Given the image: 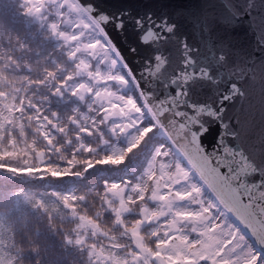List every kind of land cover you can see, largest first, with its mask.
I'll return each mask as SVG.
<instances>
[{
    "label": "snow or ice",
    "instance_id": "6c2138e0",
    "mask_svg": "<svg viewBox=\"0 0 264 264\" xmlns=\"http://www.w3.org/2000/svg\"><path fill=\"white\" fill-rule=\"evenodd\" d=\"M12 5L13 0H0V32L9 37L8 44H11V34L17 32L20 25ZM22 8L20 15L44 29L52 37L55 47L64 49L68 67L60 68L59 71L50 69V76L45 73L53 84L49 95L60 101L66 96L70 97L66 103L73 105L75 102L72 111L81 107L82 111L89 108L94 110L90 117L98 113V121L93 120L92 123L98 124L99 131L86 125L83 135L94 133L105 147L111 148L110 152L107 151L98 159L67 161V164H79L82 168V171L74 173L75 177H85L97 165L120 166L129 163L130 157L143 150L157 130L163 131L171 144L160 143L138 178L119 183L103 182L107 198L105 207H108V203L117 204L123 199V206L119 210L109 208L107 214L117 221L116 227L126 233L128 244L110 243L104 248L106 255L97 259V251L93 249L98 250L102 245L90 244L83 227L74 237H65L63 244L81 250L87 247L90 264H174V261L185 264V258H188V264H264V180L249 184L244 177L248 173L255 174L251 165L246 164L237 172L230 167L227 158L209 157L206 153H203L207 157L205 163L194 167L193 161L185 155L188 149L184 141L196 147L193 133L199 135L203 124L193 125L189 131L183 122L184 118L178 114L169 117L168 112L161 111L165 107L163 104H160L159 110L153 106L136 72L118 54L115 45L110 43L106 25L110 26L114 18L107 12L97 15L98 8L82 0H23ZM122 27V22L116 25L117 29ZM173 27L167 30L172 31ZM86 33H91L94 38L86 40ZM6 58L0 52V60ZM16 64H19L18 60ZM105 66L109 70L106 71ZM21 71L30 74L32 69L25 64ZM56 80H59L58 84ZM130 84L136 87L137 95L121 94L117 88V85L124 88ZM10 99L7 91L0 93V124H3L5 132L14 126L17 116L22 119L25 113L36 114L38 127L42 122L51 128L50 120L60 119L58 115L45 118L39 108L32 105H20L19 112H15L17 105L9 104ZM16 99L19 100V94ZM168 109L170 112L171 105H168ZM149 114L151 120L146 123ZM77 120H80L79 116L71 120L70 124L79 131ZM173 121L174 127L183 132L182 136L174 139L170 138L169 128ZM61 128L62 125L54 128L53 133H61ZM126 135L131 137L127 147L114 146L115 141ZM3 143L0 141V144ZM49 147L52 145L49 144ZM173 147L182 154L180 158L173 152ZM87 151L90 155L96 154L91 147H87ZM171 156L176 157L178 164L168 165ZM40 164L45 165L53 178L62 177L59 170L53 169L42 157L34 156V160H30L14 139L9 138L7 146L0 147V169L33 175ZM158 182L170 184L171 191L162 188L156 192ZM148 185H151V189L146 192ZM181 185L184 186L183 190H180ZM118 193H122V197ZM61 200L62 206L72 213L79 225L99 220V217L83 215L80 208L75 207L84 204V198L72 195L64 196ZM174 200H196L197 204L191 210L176 209L170 224L168 217L152 207L137 213L139 221L135 226L120 222L131 215L133 206L143 207L146 203L156 201L171 206ZM43 206V201L34 204L36 208ZM3 207L6 205L0 202V208ZM146 216L161 217L166 227L161 230L160 222L149 221ZM187 217L195 219L190 235L178 227ZM152 223L157 226L153 229V240L149 244L140 237ZM99 235H104L110 241L113 239L102 230L97 231ZM0 264H16V260L5 257L0 259ZM53 264H63V258L57 254Z\"/></svg>",
    "mask_w": 264,
    "mask_h": 264
},
{
    "label": "water",
    "instance_id": "95a60500",
    "mask_svg": "<svg viewBox=\"0 0 264 264\" xmlns=\"http://www.w3.org/2000/svg\"><path fill=\"white\" fill-rule=\"evenodd\" d=\"M82 2L114 18L106 25L110 43L153 106L184 118L189 131L203 124L193 133L196 147L184 141L194 167L205 163L206 153L227 158L237 172L251 165L249 184L264 180V0ZM174 124L173 139L183 135Z\"/></svg>",
    "mask_w": 264,
    "mask_h": 264
},
{
    "label": "rangeland",
    "instance_id": "374dc122",
    "mask_svg": "<svg viewBox=\"0 0 264 264\" xmlns=\"http://www.w3.org/2000/svg\"><path fill=\"white\" fill-rule=\"evenodd\" d=\"M22 4V0H13V13L18 18L20 25L18 31L11 34V44L7 43L9 37L0 32V48H2L4 56L7 57L6 59L0 60V92L15 91V94L11 96L10 104L15 103L17 105L16 109H20V105H32L38 107L40 113H45L47 117L58 115L59 112L68 110L66 106L68 104L66 102L71 98L66 96L62 102L50 96L49 94L53 90V84L48 76L51 75V72L49 71L50 69H56L59 71L60 68L68 67L64 55V49L59 48L58 50H55L53 47V43L55 42L52 37L44 29H41L38 24L26 16L20 15L23 11ZM91 38L94 37L90 36V33H86L85 39L87 40ZM17 60L19 61L18 65L16 64ZM25 64L31 67L32 72L30 74L21 71ZM45 73H48V76H46ZM56 83L58 84L59 80H56ZM127 87H130V91H134L137 95V89L134 85L130 84ZM117 88L118 90H121L126 87L120 88L119 85H117ZM17 94H19V98L21 96V102L19 100L17 101ZM124 95H127V93ZM79 110L81 109L64 114L67 117V120L64 123L65 126L61 128L62 134L57 133L56 140L51 139L52 147H49V140L40 138V134L36 132L38 130L36 129L32 118L33 113H25L22 119L17 116L16 123L12 127L13 134L0 133V141H4L3 144H0V147H6L9 138L14 139L18 142V146L24 149L25 154L30 160H34V156H40L44 161L50 163L53 169L59 170L62 175L61 178H53L43 164L38 165V170L34 171L33 175H21L11 173L5 169H0V202H3L6 207L9 204L7 192L9 191V186L12 182L32 180L36 181L35 183L62 184L71 177L77 178L74 175L75 172L73 169L82 171L79 164H67V161L98 159L96 157H91L87 150L79 151L82 147L80 145L82 142L76 134L75 129L72 128L70 124L71 119L75 120L73 115H77ZM90 111L93 112L94 110L91 108ZM98 118V113L91 115V117L89 116L88 119L85 118L92 127L96 128L95 131L99 130V126H95L92 121L97 120ZM150 120L151 117L148 116L145 122L148 123ZM50 123L54 124V120H50ZM52 128L54 129L58 127L54 124V127L52 125ZM162 133V131L157 130L151 136L152 142L150 144L152 145L155 139H161L162 143L171 146L170 141L164 138ZM96 142L97 138H93V146H96ZM69 147L75 152V156L71 155ZM173 152L177 155V158L180 157L174 147ZM171 157L176 158L175 156ZM144 159L145 157L139 156L134 161L140 160L143 162ZM17 163H20V161H17ZM171 165L173 164H170L169 166ZM99 166L114 172L109 174L105 173L104 170L99 171L95 169L97 174L93 173L94 171H90L85 177H80L83 179L88 177L96 178L97 190L81 188V197L85 199V203L75 206L80 208L83 215H87L90 218L99 217V220L95 223H92L90 220L83 225H79L70 211L69 220L67 222H59L57 219H51L46 214L31 217L30 223L27 227H22L20 233L21 237L19 236L22 240L23 249L28 257L25 260V264H41V258H43L44 261L42 264H53L57 254L63 258V264H90V253L87 250V247L81 250L76 247H67L63 244L65 237H74L79 233L81 227L84 228L85 234L88 235L90 244L99 245V243L108 240L104 235L97 236L98 230H102L103 233H109L111 237L117 238L119 242L123 244L129 243L126 233L122 231L121 228L116 227L117 221L107 214L109 208H112L114 211L119 210L122 207L123 199L117 204L108 203V207H105L107 198L104 195L103 182L109 181V179L115 176L119 170L116 166L112 165ZM65 169H67V171H65ZM123 172H120V176ZM8 179L15 180L10 181ZM158 184L159 182L155 189L156 192H158ZM168 188L171 191V185L168 186ZM150 189L151 185H148L147 191ZM180 190H183V187H180ZM117 195L122 197V193H118ZM175 201L181 204V209L185 210L194 209L197 204L196 200H188L184 202L178 200ZM187 202L190 203V206L187 205ZM144 207H155V209L159 210L163 216L168 217L169 224L172 219L170 214L173 215L175 213L173 203L169 206L156 201L154 203H146L143 207L133 206L132 209L134 208V211L131 212V215L126 216L124 220L120 222L126 226H135L139 221L137 213L142 212ZM124 210L129 211L127 208H124ZM189 218L190 217H187L182 220L178 227L182 228V224L186 223ZM146 219L149 221H162L159 216H146ZM97 225L99 226V229ZM153 226L156 227L157 225L155 223L150 224L143 236L140 237L141 239L147 240L149 244L152 242ZM160 226L161 230H164L166 227L163 221L160 223ZM184 227L187 226L184 224ZM89 229H91V231H89ZM93 237H95V239H93ZM93 251H97V259L105 256L101 253L100 249L97 250L94 248ZM42 253L44 255H42Z\"/></svg>",
    "mask_w": 264,
    "mask_h": 264
},
{
    "label": "trees",
    "instance_id": "16d2710c",
    "mask_svg": "<svg viewBox=\"0 0 264 264\" xmlns=\"http://www.w3.org/2000/svg\"><path fill=\"white\" fill-rule=\"evenodd\" d=\"M23 1V0H22ZM98 35V34H96ZM90 36H93L90 33ZM94 37V36H93ZM90 38V37H89ZM55 43H53V47L55 50H58L59 48L54 46ZM2 52V50H0ZM105 70H109L107 66H105ZM121 94L127 93V95H136L134 91H130V87H126L124 89L119 90ZM21 92V91H20ZM2 93V92H0ZM10 94V97L15 94V91H10L8 92ZM19 101L21 102V96L19 98ZM11 102V99L9 101V104ZM63 102V101H62ZM36 104V103H35ZM66 105V104H65ZM75 105V102H73V105H66L67 106V111L63 110V112H59L58 116L60 117L59 121L54 120V124L56 123L57 127H64L65 122L67 120L66 115H64L67 112L72 111L73 106ZM35 107V106H34ZM20 108V107H19ZM81 109V107H76L75 111ZM91 108L86 109V110H79L77 115H73L74 118L76 119L77 116L80 117V120H77V124L80 125L79 131L77 128L72 127L75 129L76 134L79 136L80 141L82 144H80L82 147L80 148L79 151L87 150V147H91L94 152L96 153L95 155H91V157H96L99 158L103 154H105L107 151H111V148L105 147L101 141L100 138L93 134H89L88 136L83 135V127L86 125H90L89 122H87L88 117L90 116V111ZM15 112H19V109H16ZM73 112V111H72ZM45 118H48L45 113L43 114ZM151 117V115L149 114ZM33 121L35 124V127L38 131L37 133L40 134V138H44L46 140L55 139L57 137V133H53V128H49L47 125L41 124L39 127L36 124V114L33 113ZM87 118V119H85ZM74 120V119H71ZM80 121H83V124H80ZM98 121V119H97ZM11 122V121H9ZM54 124L53 127H54ZM95 126L98 127V124H94ZM83 126V127H82ZM92 127V125H90ZM71 127V126H70ZM94 130L96 128L92 127ZM45 129L47 130L45 132ZM99 131V130H98ZM0 133H7V134H13V128H9L7 132L4 131L3 124H0ZM164 138H166L164 132L162 133ZM125 136H122L118 141H115L116 147H127L128 139H124ZM93 138H97L96 146H93ZM167 139V138H166ZM57 142V141H56ZM152 142V139L147 142V155L152 156L154 153V150L159 147L160 143H162L161 139H155L153 144L151 145L150 143ZM151 145V146H150ZM87 146V147H86ZM98 150V151H97ZM69 151L71 152V155H76L75 152L69 147ZM179 154V153H178ZM141 154L140 152L134 153L129 160V163L116 166L119 171H117L116 175L113 176L112 178L109 179V182H120V178L125 177L126 173V166L130 163H136L139 164L140 160L134 161L137 157H139ZM145 153H142V156L145 157ZM81 156V154H80ZM180 156V155H179ZM180 158V157H179ZM50 164V163H47ZM170 164H178V161L176 158L170 157L168 160V165ZM147 165H142L141 168H138L134 171L132 179H136L141 175L146 168ZM105 171V173H113L114 171L104 169L103 167L97 165L92 171L93 173L97 174V171ZM74 172H79V170L73 169ZM124 171V172H123ZM120 172H123L120 176ZM165 179H169L170 177H163ZM96 178H70L67 180L65 183L62 184H44L42 182L35 183L36 181L32 180H22V181H15L10 184V189L7 192V197L9 200V204L6 208H0V259H3L5 257H9L11 259L16 260V264H25L26 258V253L23 249V244L21 238V229L22 227H27L28 224L30 223V219L33 216H39L41 214H46L49 218L51 219H57L59 222H67L69 220V211L66 209V207L62 206V200L61 198L64 196H80L81 197V192L80 189L84 188H90L92 190H97V180ZM10 181H13L15 179H8ZM166 186H170V184L166 183ZM182 186V185H181ZM145 191L147 192V187L145 188ZM160 190H158L159 192ZM38 201H43L44 206L40 208L34 207L35 202ZM178 202L175 200L173 201V206L174 210L180 209ZM77 206V205H75ZM155 208V207H154ZM48 209H51V211H48ZM172 217V214H170ZM162 223V221L160 222ZM155 226L153 227V229ZM123 244L119 242V240L115 237L110 241L109 239L104 241L103 243H99V245H102L100 249L101 253L104 255V248L108 247L109 244ZM42 255H44L42 253ZM41 262L44 263L43 258H41ZM41 263V264H42Z\"/></svg>",
    "mask_w": 264,
    "mask_h": 264
},
{
    "label": "flooded vegetation",
    "instance_id": "af4514ba",
    "mask_svg": "<svg viewBox=\"0 0 264 264\" xmlns=\"http://www.w3.org/2000/svg\"><path fill=\"white\" fill-rule=\"evenodd\" d=\"M124 139H128L127 143H129L131 137L126 135V136L124 137ZM146 152H147V144L145 145L144 149L140 151V154H141L140 157H143V156H142V153H145V154H146V155H145V159H144V161H143V162L140 161L139 164H136V163H133V162L130 163V164H128V165L126 166V173H124V174H125V177L120 178V182L125 181V180H128V179H132V177H133V173H134V171H135L136 169L141 168L142 165H147V164H148V162H149V160L151 159V157L148 156ZM134 160H135V159H134ZM146 167H147V166H146ZM161 179H165V178L161 177ZM181 187H184V186L182 185ZM162 188H168V186H166V183H164V184H160V183H159V186H158L157 189H162ZM168 189H169V188H168ZM187 205L190 206V203L187 202ZM121 206H123V204H122ZM179 207H180V209H181V204L179 205ZM146 208H147V207H144V208L142 209V212H143L144 209H146ZM128 210H129V209H128ZM130 211L133 212V211H134V208H133V209L131 208ZM184 224H185V226H187V227H184ZM184 224H182L183 226H182V228H181V229L183 230V232H184L185 234H189V235L192 234L193 229H194V224H195V219H194V217H190L189 220H188L186 223H184ZM153 227H154V226H153ZM152 240H153V236H152ZM185 261H188V258H185ZM174 262H175V261H174ZM185 264H187V263L185 262Z\"/></svg>",
    "mask_w": 264,
    "mask_h": 264
},
{
    "label": "bare ground",
    "instance_id": "6f19581e",
    "mask_svg": "<svg viewBox=\"0 0 264 264\" xmlns=\"http://www.w3.org/2000/svg\"><path fill=\"white\" fill-rule=\"evenodd\" d=\"M0 50H2V48H0Z\"/></svg>",
    "mask_w": 264,
    "mask_h": 264
}]
</instances>
